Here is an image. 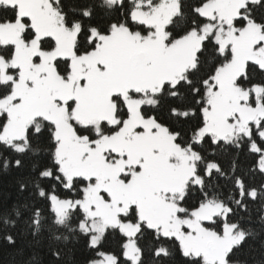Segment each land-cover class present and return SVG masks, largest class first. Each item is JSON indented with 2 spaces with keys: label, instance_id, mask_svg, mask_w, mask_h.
Wrapping results in <instances>:
<instances>
[{
  "label": "snow or ice",
  "instance_id": "1",
  "mask_svg": "<svg viewBox=\"0 0 264 264\" xmlns=\"http://www.w3.org/2000/svg\"><path fill=\"white\" fill-rule=\"evenodd\" d=\"M0 169L19 173L0 239L20 224L57 264L81 238L84 264H249L264 0H0Z\"/></svg>",
  "mask_w": 264,
  "mask_h": 264
},
{
  "label": "trees",
  "instance_id": "2",
  "mask_svg": "<svg viewBox=\"0 0 264 264\" xmlns=\"http://www.w3.org/2000/svg\"><path fill=\"white\" fill-rule=\"evenodd\" d=\"M225 163H227V158H225ZM18 174L16 170L4 171L0 169V200L10 203L12 200L16 199L17 194L14 180ZM259 182L260 177H257V183ZM257 215L258 213L255 212L254 208V221ZM22 227V225L18 224L14 229H9L17 233L14 246L0 239V264H25L34 252L38 256L39 264H57L48 251V241L45 240L41 245L34 248L30 245L31 236L29 234H20ZM252 227L259 229L261 225L256 221L252 224ZM106 235L107 238L103 241L104 249L118 254L121 244L120 234L118 231L113 232L110 230ZM261 238L264 239V236H261ZM249 243L251 244V248L246 245L241 258H247L249 264H254V262L264 259V249L260 247V240H252L249 241ZM60 246L65 247L63 243H61ZM66 247L72 249L71 256L73 260L76 261V264H84L86 258L92 255L91 250L86 246V240L83 238L75 242H70ZM186 259L187 258H183L177 252L173 259L165 261V264H185ZM145 261L146 264H150V253L146 252Z\"/></svg>",
  "mask_w": 264,
  "mask_h": 264
}]
</instances>
